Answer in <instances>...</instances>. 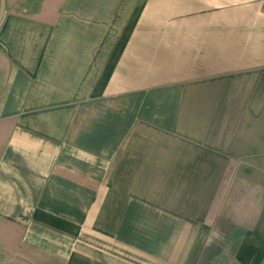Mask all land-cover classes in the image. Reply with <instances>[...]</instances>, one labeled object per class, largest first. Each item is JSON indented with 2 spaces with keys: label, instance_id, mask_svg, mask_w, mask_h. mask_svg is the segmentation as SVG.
Instances as JSON below:
<instances>
[{
  "label": "crops",
  "instance_id": "0c3cea01",
  "mask_svg": "<svg viewBox=\"0 0 264 264\" xmlns=\"http://www.w3.org/2000/svg\"><path fill=\"white\" fill-rule=\"evenodd\" d=\"M0 264H264V0H6Z\"/></svg>",
  "mask_w": 264,
  "mask_h": 264
},
{
  "label": "water",
  "instance_id": "95a60500",
  "mask_svg": "<svg viewBox=\"0 0 264 264\" xmlns=\"http://www.w3.org/2000/svg\"><path fill=\"white\" fill-rule=\"evenodd\" d=\"M6 13V0H0V25L2 24Z\"/></svg>",
  "mask_w": 264,
  "mask_h": 264
},
{
  "label": "rangeland",
  "instance_id": "374dc122",
  "mask_svg": "<svg viewBox=\"0 0 264 264\" xmlns=\"http://www.w3.org/2000/svg\"><path fill=\"white\" fill-rule=\"evenodd\" d=\"M250 21H252V17L249 19ZM259 21V20H258ZM237 29V28H236ZM239 30L237 29V32H238ZM260 35V34H259Z\"/></svg>",
  "mask_w": 264,
  "mask_h": 264
}]
</instances>
